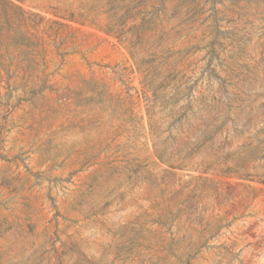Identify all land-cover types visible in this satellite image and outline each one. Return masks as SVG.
Returning a JSON list of instances; mask_svg holds the SVG:
<instances>
[{
  "label": "rangeland",
  "instance_id": "obj_1",
  "mask_svg": "<svg viewBox=\"0 0 264 264\" xmlns=\"http://www.w3.org/2000/svg\"><path fill=\"white\" fill-rule=\"evenodd\" d=\"M9 1L0 264H264V0Z\"/></svg>",
  "mask_w": 264,
  "mask_h": 264
},
{
  "label": "trees",
  "instance_id": "obj_2",
  "mask_svg": "<svg viewBox=\"0 0 264 264\" xmlns=\"http://www.w3.org/2000/svg\"><path fill=\"white\" fill-rule=\"evenodd\" d=\"M21 11V8L16 6L9 0H0V50H6L7 47L10 45V42L14 41V37L9 35V30L12 28L11 21L7 18V12L9 11ZM140 26H142L140 24ZM139 26V27H140ZM111 32V30H108ZM122 40V39H121ZM125 40V39H124ZM133 58V53H130ZM1 59V56H0ZM9 65H6L1 62L0 60V71L1 70H8Z\"/></svg>",
  "mask_w": 264,
  "mask_h": 264
}]
</instances>
